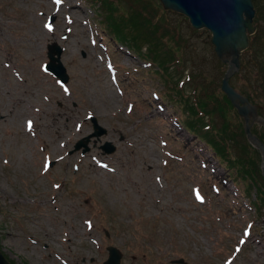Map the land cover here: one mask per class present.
<instances>
[{"label": "rangeland", "instance_id": "374dc122", "mask_svg": "<svg viewBox=\"0 0 264 264\" xmlns=\"http://www.w3.org/2000/svg\"><path fill=\"white\" fill-rule=\"evenodd\" d=\"M104 1L0 0L1 252L15 264H104L110 246L123 253L121 264H264L253 198L180 124L185 108L166 77L114 40ZM139 1L161 20L152 26L157 42H170L175 24L188 40L190 60L172 64L170 87L182 79L191 93L199 68L216 81L210 33L180 14L166 18L158 0L122 7L131 14ZM54 44L64 50L66 85L46 70ZM141 44L142 52L152 46ZM91 116L107 128L102 142L112 141L114 154L101 143L71 153L93 132Z\"/></svg>", "mask_w": 264, "mask_h": 264}, {"label": "trees", "instance_id": "16d2710c", "mask_svg": "<svg viewBox=\"0 0 264 264\" xmlns=\"http://www.w3.org/2000/svg\"><path fill=\"white\" fill-rule=\"evenodd\" d=\"M140 2H137V4ZM254 2L258 9L259 20H264V9L261 10L257 0ZM152 7L154 6L150 5L148 8L152 9ZM154 8L162 11L160 5ZM119 10L118 6L109 4L108 21L113 33L121 41H138L142 37L139 26L148 21L143 19V15L147 11H138L139 13L124 18L116 16ZM164 14L167 18V14L165 12ZM150 20L157 21L158 24L161 23V20H156L155 17L150 18ZM149 23L151 24L150 21H148ZM136 27H138V31ZM128 28H131L132 33L128 31ZM147 28L148 26L145 27V30ZM171 31L174 35L171 37L174 46L167 42H154L151 40L154 48L150 49L152 55H147L148 58L158 61L165 71H168L166 63L172 60V58L171 55L162 57L160 53L164 49L179 55L180 59L184 58L187 50V41L181 35L179 25H171ZM144 34L143 36H150V34ZM161 45H163V48H160ZM210 51V57L218 69V74L215 76L216 81H210V77L213 78V74L210 71L206 68H199V73L195 75L198 81L195 85L194 101L191 102L189 98L187 101L189 114L188 120L185 123L191 132L203 139L223 161L231 165L229 167L236 173L237 181H245L248 185H256L259 191V203L256 204L261 206L262 203L263 206L261 208L257 206L261 211L264 209V191H262L264 190V186L262 185L263 183L261 184V155L247 142L243 122L229 99L221 91L220 82L225 73L226 66L218 60L213 48ZM245 55L243 71L248 75L247 78L243 79V86L240 87V90L252 99L251 93L255 95L257 92L250 86L252 81H255L260 86V88L258 87V91L262 87L264 89V28L259 30L257 35L252 39L251 47ZM169 78L171 79V77ZM260 138L264 141V135Z\"/></svg>", "mask_w": 264, "mask_h": 264}, {"label": "water", "instance_id": "95a60500", "mask_svg": "<svg viewBox=\"0 0 264 264\" xmlns=\"http://www.w3.org/2000/svg\"><path fill=\"white\" fill-rule=\"evenodd\" d=\"M166 10H173L190 19L195 29H207L212 33V43L218 57L225 63L229 64L228 72L223 81V91L232 101L239 111V114L245 118L247 124V135L249 141L263 153L264 144L252 134L250 117L254 121L264 123V119L258 116V107L253 106L250 101L237 92L230 85V78L240 69L241 55L249 47V36L256 32L254 19L256 10L253 0H161ZM57 54L61 55V50L57 49ZM52 63L49 69L58 74L64 81H68L63 66L56 65L60 58H54L51 54ZM95 128L99 129L94 135L79 142L77 149L85 147L89 150L88 143L93 136H100L106 133V130L97 124ZM108 153H113L115 147L107 143ZM264 173V165H263ZM111 258L106 264H120L122 255L115 248H110ZM0 264H10L0 252Z\"/></svg>", "mask_w": 264, "mask_h": 264}, {"label": "bare ground", "instance_id": "6f19581e", "mask_svg": "<svg viewBox=\"0 0 264 264\" xmlns=\"http://www.w3.org/2000/svg\"><path fill=\"white\" fill-rule=\"evenodd\" d=\"M70 9L71 10H76V7L74 5H72V2H70ZM31 118H28L26 121H25V124L28 123L30 124L31 123ZM58 134V133H57ZM62 135V133H60V136Z\"/></svg>", "mask_w": 264, "mask_h": 264}]
</instances>
